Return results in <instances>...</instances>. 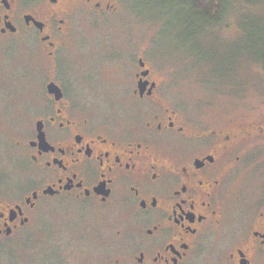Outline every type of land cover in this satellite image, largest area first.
<instances>
[{
    "label": "flooded vegetation",
    "instance_id": "obj_1",
    "mask_svg": "<svg viewBox=\"0 0 264 264\" xmlns=\"http://www.w3.org/2000/svg\"><path fill=\"white\" fill-rule=\"evenodd\" d=\"M94 2L0 0V45L31 35L44 60L61 64L74 8H100ZM140 60L131 105L124 92L92 105L87 95L99 93L95 78H46L39 99L29 102L15 99L12 85L3 90L0 113L22 133L8 147L0 139V264H7V243L37 231L42 201L58 198L123 210L132 224L128 264H199L222 233L223 256L214 264H255L264 252V213L245 230L228 223L231 176L260 129L196 121ZM146 70L150 75L142 78ZM141 81L148 83L143 93Z\"/></svg>",
    "mask_w": 264,
    "mask_h": 264
},
{
    "label": "rangeland",
    "instance_id": "obj_2",
    "mask_svg": "<svg viewBox=\"0 0 264 264\" xmlns=\"http://www.w3.org/2000/svg\"><path fill=\"white\" fill-rule=\"evenodd\" d=\"M231 1L225 18L211 29L198 24L181 0H96L100 8L81 4L74 8L68 57L61 64L44 60L31 35L21 33L0 45V104L9 85L15 99L29 102L39 99L46 78H95L100 88L87 95L92 105L103 106L110 95L123 92L121 98L131 105L143 58L172 103L196 121L260 129L230 179L228 223L245 230L264 213V0ZM33 78L42 80L31 85ZM11 125L0 113L5 147L22 133ZM35 219L40 225L35 233L26 231L24 240L7 243V264H128L132 224L115 203L47 199ZM224 239V233L212 237L199 264L222 257ZM255 264H264V252Z\"/></svg>",
    "mask_w": 264,
    "mask_h": 264
},
{
    "label": "trees",
    "instance_id": "obj_3",
    "mask_svg": "<svg viewBox=\"0 0 264 264\" xmlns=\"http://www.w3.org/2000/svg\"><path fill=\"white\" fill-rule=\"evenodd\" d=\"M181 2L197 18L198 24L209 29L212 28L211 25L222 22L232 6L231 0H181ZM261 60L264 65V59Z\"/></svg>",
    "mask_w": 264,
    "mask_h": 264
},
{
    "label": "water",
    "instance_id": "obj_4",
    "mask_svg": "<svg viewBox=\"0 0 264 264\" xmlns=\"http://www.w3.org/2000/svg\"><path fill=\"white\" fill-rule=\"evenodd\" d=\"M140 67L141 68H145L146 67V64L144 63L143 60H140ZM150 75V71L149 70H146L144 72L141 73V77L142 78H147L148 76ZM147 82H140L139 83V90L143 93V91L146 89V86H147ZM49 91L51 93H56L58 94V92H60V89L54 85V84H51L49 87H48ZM59 97V96H58Z\"/></svg>",
    "mask_w": 264,
    "mask_h": 264
}]
</instances>
